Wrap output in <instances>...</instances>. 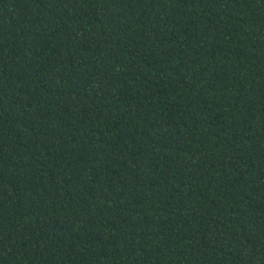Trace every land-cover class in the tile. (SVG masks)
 <instances>
[{"label": "trees", "instance_id": "16d2710c", "mask_svg": "<svg viewBox=\"0 0 264 264\" xmlns=\"http://www.w3.org/2000/svg\"><path fill=\"white\" fill-rule=\"evenodd\" d=\"M0 264H264V0H0Z\"/></svg>", "mask_w": 264, "mask_h": 264}]
</instances>
